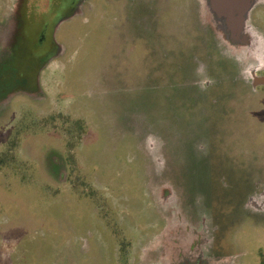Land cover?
Wrapping results in <instances>:
<instances>
[{"label":"rangeland","instance_id":"1","mask_svg":"<svg viewBox=\"0 0 264 264\" xmlns=\"http://www.w3.org/2000/svg\"><path fill=\"white\" fill-rule=\"evenodd\" d=\"M20 1L0 0V264H172L158 246L196 233L164 238V212L193 225L202 208L225 229L226 264H261L264 67L213 47L193 0H87L67 20L51 12L52 37Z\"/></svg>","mask_w":264,"mask_h":264},{"label":"flooded vegetation","instance_id":"2","mask_svg":"<svg viewBox=\"0 0 264 264\" xmlns=\"http://www.w3.org/2000/svg\"><path fill=\"white\" fill-rule=\"evenodd\" d=\"M37 1L42 4L45 0H23V16L25 19L24 22L26 25H28L31 32L39 31V33H43L42 35H45L49 32L50 28L52 29V24H55L56 22V24L58 25L60 23L56 20L61 17V11H66L64 18H66L67 20L70 18V16L72 17L76 9L83 5L87 0H46V2L48 3L47 14L49 16V19L40 29L39 26H37L34 22V19L37 17V15L39 16L37 6H33L36 5ZM193 1L195 4L194 9L196 19L198 18L201 23L205 25V28L208 32L207 40L211 45H213V47L220 49L225 55L234 58L237 61L243 62L244 60V62L246 64H250V66H253L252 62L258 61L261 67H264L262 66L264 62V41L257 37L256 39L254 38L255 35L252 31V27L250 26L251 17L249 16V12L252 10L253 6H251V8L247 10L241 9V6L245 2L252 0ZM50 9L51 11L49 12ZM44 11H47V9H45ZM56 11L60 13H58L59 15L57 16V19L54 18L51 21V24L50 17L52 16V13L56 14ZM50 36H53V29ZM146 40H148V38ZM212 40L215 43H212ZM206 53L208 54V51H206ZM254 53H256V56L251 57L254 59L249 61L250 56L254 55ZM204 68L205 66L200 65L199 68L197 67L195 69L196 77L194 76V81H192L195 87L204 88L206 84L209 83V80L204 81L198 79L199 73L200 75L205 74ZM249 75H251V82L257 80L258 75H255V71L247 72V77ZM200 99V107H202L203 105L202 108H205L207 103L203 100L202 96H200ZM167 116L169 115L167 114ZM165 143V141H162V146H164V148ZM150 149L152 150V146H150ZM162 149L159 153L161 156L160 160H155L152 156V161L157 167L158 165H160V167L162 165H165L164 158L166 157L164 155V149ZM153 154H155V152ZM186 194V192H181V198H185ZM175 198L178 201L176 194L171 190V188H168L166 190V193L162 197L164 202L173 201L175 200ZM197 212L199 214H195ZM197 212L192 211L191 214H188L193 225L190 224L188 219L185 217L187 214H181L180 212L176 214L164 212V215L167 219L165 220V224L168 225V233L163 236L164 238H173V236L175 235H182V232L177 228V226H181L182 229H184V226H188L190 230H194V232L196 233V237L193 240H189L184 243H177L176 241L172 240L162 241L161 245L158 246V249L163 248L161 258L164 259L163 253L166 256V252H169L170 255H179L178 258L173 257L170 259V263L172 264H215L218 260L224 262L226 261L225 263H223L226 264L227 260L219 257V255H223V245H226L227 242L223 235L225 229L221 227L218 228V226H213V224L211 223V220L209 218L216 215L212 209L202 208L198 209ZM206 213H208L209 215H207ZM167 216L171 218H167ZM218 218L221 219L222 217ZM218 232L221 233L219 239H217ZM175 259H179V261H176Z\"/></svg>","mask_w":264,"mask_h":264},{"label":"water","instance_id":"3","mask_svg":"<svg viewBox=\"0 0 264 264\" xmlns=\"http://www.w3.org/2000/svg\"><path fill=\"white\" fill-rule=\"evenodd\" d=\"M252 2H253V0H252V1L245 2V3L241 6V9H242V10L250 9L251 6H252V4H253ZM245 12H247V11H245Z\"/></svg>","mask_w":264,"mask_h":264},{"label":"trees","instance_id":"4","mask_svg":"<svg viewBox=\"0 0 264 264\" xmlns=\"http://www.w3.org/2000/svg\"><path fill=\"white\" fill-rule=\"evenodd\" d=\"M261 264H264V255H263V258H262V263Z\"/></svg>","mask_w":264,"mask_h":264}]
</instances>
